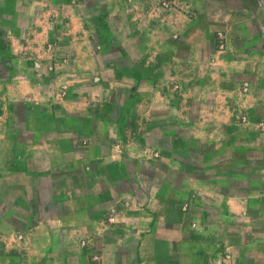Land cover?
Segmentation results:
<instances>
[{"label":"crops","instance_id":"obj_1","mask_svg":"<svg viewBox=\"0 0 264 264\" xmlns=\"http://www.w3.org/2000/svg\"><path fill=\"white\" fill-rule=\"evenodd\" d=\"M0 264H264V0H0Z\"/></svg>","mask_w":264,"mask_h":264},{"label":"built area","instance_id":"obj_2","mask_svg":"<svg viewBox=\"0 0 264 264\" xmlns=\"http://www.w3.org/2000/svg\"><path fill=\"white\" fill-rule=\"evenodd\" d=\"M218 46L220 50H224L226 47L225 37L222 33H218ZM111 220L114 221L113 218Z\"/></svg>","mask_w":264,"mask_h":264},{"label":"rangeland","instance_id":"obj_3","mask_svg":"<svg viewBox=\"0 0 264 264\" xmlns=\"http://www.w3.org/2000/svg\"><path fill=\"white\" fill-rule=\"evenodd\" d=\"M223 34V33H222ZM224 35V34H223ZM224 37H225V35H224ZM216 41H217V46H218V33H217V35H216ZM225 41H226V38H225ZM226 49H227V45H226V47H225V49L224 50H220L219 49V46H218V50H220V51H226ZM20 113L22 114V111H20ZM73 117H78L77 115H72ZM238 118H240V120H241V122L242 123H247L248 122V118L245 116V115H242L241 117H238ZM10 194V193H9Z\"/></svg>","mask_w":264,"mask_h":264}]
</instances>
